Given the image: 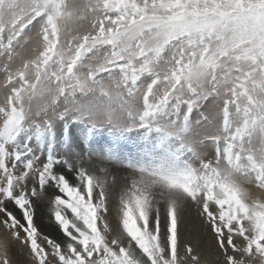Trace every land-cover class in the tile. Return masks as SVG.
Wrapping results in <instances>:
<instances>
[{
	"label": "snow or ice",
	"instance_id": "obj_1",
	"mask_svg": "<svg viewBox=\"0 0 264 264\" xmlns=\"http://www.w3.org/2000/svg\"><path fill=\"white\" fill-rule=\"evenodd\" d=\"M0 264H264V0H0Z\"/></svg>",
	"mask_w": 264,
	"mask_h": 264
}]
</instances>
